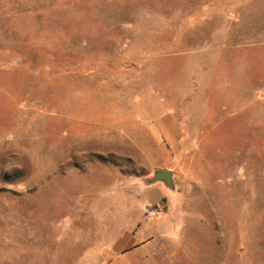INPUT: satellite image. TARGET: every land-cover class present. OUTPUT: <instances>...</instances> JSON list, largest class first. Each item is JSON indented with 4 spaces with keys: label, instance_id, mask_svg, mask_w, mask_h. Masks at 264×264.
<instances>
[{
    "label": "rangeland",
    "instance_id": "374dc122",
    "mask_svg": "<svg viewBox=\"0 0 264 264\" xmlns=\"http://www.w3.org/2000/svg\"><path fill=\"white\" fill-rule=\"evenodd\" d=\"M111 263L264 264V0H0V264Z\"/></svg>",
    "mask_w": 264,
    "mask_h": 264
},
{
    "label": "crops",
    "instance_id": "0c3cea01",
    "mask_svg": "<svg viewBox=\"0 0 264 264\" xmlns=\"http://www.w3.org/2000/svg\"><path fill=\"white\" fill-rule=\"evenodd\" d=\"M166 159H169L168 156H166ZM169 161V160H168ZM162 184V183H161ZM157 187H159L160 189V184L157 185ZM162 194H165V192H161ZM121 238L126 239L128 244L130 246H138L140 244H142V240L144 238L142 232H136V233H126L125 235H123ZM114 264V263H111Z\"/></svg>",
    "mask_w": 264,
    "mask_h": 264
},
{
    "label": "water",
    "instance_id": "95a60500",
    "mask_svg": "<svg viewBox=\"0 0 264 264\" xmlns=\"http://www.w3.org/2000/svg\"><path fill=\"white\" fill-rule=\"evenodd\" d=\"M152 181H162L166 186L171 187V174L168 171H156Z\"/></svg>",
    "mask_w": 264,
    "mask_h": 264
},
{
    "label": "built area",
    "instance_id": "2783aa9c",
    "mask_svg": "<svg viewBox=\"0 0 264 264\" xmlns=\"http://www.w3.org/2000/svg\"><path fill=\"white\" fill-rule=\"evenodd\" d=\"M162 211V207L161 206H152L146 209V213L149 216L155 215V214H159Z\"/></svg>",
    "mask_w": 264,
    "mask_h": 264
}]
</instances>
